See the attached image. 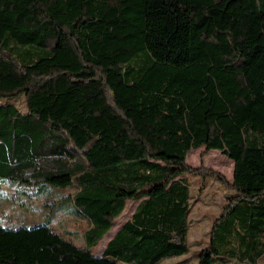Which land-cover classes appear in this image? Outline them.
<instances>
[{
	"label": "trees",
	"instance_id": "trees-1",
	"mask_svg": "<svg viewBox=\"0 0 264 264\" xmlns=\"http://www.w3.org/2000/svg\"><path fill=\"white\" fill-rule=\"evenodd\" d=\"M20 94L26 110L1 101ZM202 146L234 171L229 182L209 170L232 191L199 264L264 263V0H0V185L69 187L85 221L81 243L0 223V263L188 254L185 175L207 171L187 156Z\"/></svg>",
	"mask_w": 264,
	"mask_h": 264
},
{
	"label": "rangeland",
	"instance_id": "rangeland-1",
	"mask_svg": "<svg viewBox=\"0 0 264 264\" xmlns=\"http://www.w3.org/2000/svg\"><path fill=\"white\" fill-rule=\"evenodd\" d=\"M1 101L16 103L20 108L26 110L23 94L13 98H4ZM187 162L194 167H203L207 171L206 174L201 175H185L190 181L193 194L190 252L186 255L170 257L161 264H199V258L195 253L202 246L201 242L208 240L211 225L223 209L228 195L232 191L215 174L209 173L213 170V172L223 175L227 181H233L234 163L221 151L207 150L205 146L194 148L189 151ZM37 189L36 194H39L35 195L26 194L24 188L18 186L17 182L7 181L0 185V223L12 228L46 223L52 229L67 235V237L71 236L77 243H81V232L85 221L77 218L74 212L71 213L72 201L69 197H65L71 192V188L62 189L51 186L48 182H41ZM137 203L138 201L135 199L127 201L122 215L115 220L111 230L93 248L95 254H100L103 251L107 241L132 216ZM205 261L206 259L202 261V264ZM119 264L128 263L120 262Z\"/></svg>",
	"mask_w": 264,
	"mask_h": 264
},
{
	"label": "crops",
	"instance_id": "crops-1",
	"mask_svg": "<svg viewBox=\"0 0 264 264\" xmlns=\"http://www.w3.org/2000/svg\"><path fill=\"white\" fill-rule=\"evenodd\" d=\"M232 161V160H231ZM233 162V161H232Z\"/></svg>",
	"mask_w": 264,
	"mask_h": 264
}]
</instances>
